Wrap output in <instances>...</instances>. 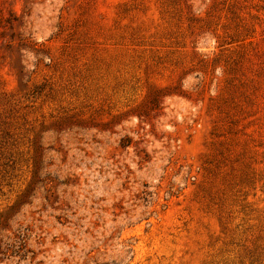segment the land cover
Instances as JSON below:
<instances>
[{"label": "rangeland", "instance_id": "rangeland-1", "mask_svg": "<svg viewBox=\"0 0 264 264\" xmlns=\"http://www.w3.org/2000/svg\"><path fill=\"white\" fill-rule=\"evenodd\" d=\"M0 264H264V0H0Z\"/></svg>", "mask_w": 264, "mask_h": 264}]
</instances>
